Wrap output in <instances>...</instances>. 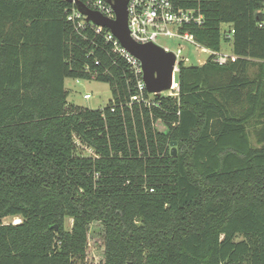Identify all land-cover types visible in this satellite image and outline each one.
Masks as SVG:
<instances>
[{
    "label": "trees",
    "instance_id": "1",
    "mask_svg": "<svg viewBox=\"0 0 264 264\" xmlns=\"http://www.w3.org/2000/svg\"><path fill=\"white\" fill-rule=\"evenodd\" d=\"M178 4L203 13L188 27L201 46L231 56L180 63L178 94L146 106L66 0H0V264H83L93 223L102 264H264V0ZM67 77L111 99L69 105Z\"/></svg>",
    "mask_w": 264,
    "mask_h": 264
},
{
    "label": "built area",
    "instance_id": "2",
    "mask_svg": "<svg viewBox=\"0 0 264 264\" xmlns=\"http://www.w3.org/2000/svg\"><path fill=\"white\" fill-rule=\"evenodd\" d=\"M67 2L69 5L64 9L65 17L71 23L74 30L84 38H87L86 30H90L94 36H100L110 45L111 51L127 63L135 78L134 92L130 95V100L143 102L146 106L156 104L153 101L156 93H149L146 89L139 59L121 45L118 38L109 28L87 20L86 15L77 6V3L80 2L85 8L96 11L108 19H114L115 12L111 3L107 0H71ZM202 21L203 13L200 11V8L181 6L178 4V0H127V24L132 39L139 43H154L165 51L175 54L176 60L172 84L167 90L169 96H176L178 94L179 64H189L188 57L184 53V46L186 44L194 48L199 47L201 52L208 53L214 61L220 64L224 63L231 56L227 52L213 51L205 48L195 40L188 27L190 25L201 24ZM233 32V29H231L230 32L225 34L227 37H230ZM160 39L169 43L160 44ZM88 54H92V52ZM94 63L99 64V61L95 59ZM85 71L90 72L91 77H94L95 71L91 72L90 68H86ZM163 92L159 95L163 94ZM90 96L89 93L85 94V98H89ZM158 123L154 124L156 128Z\"/></svg>",
    "mask_w": 264,
    "mask_h": 264
},
{
    "label": "water",
    "instance_id": "3",
    "mask_svg": "<svg viewBox=\"0 0 264 264\" xmlns=\"http://www.w3.org/2000/svg\"><path fill=\"white\" fill-rule=\"evenodd\" d=\"M107 1L111 3L114 9V19H108L96 11L87 9L80 2L77 3V6L86 15L87 20L109 28L118 38L121 45L139 59L143 71V81L149 93L159 95L161 92L167 91L172 84L173 69L176 60L175 54L170 51H165L154 43H139L133 40L129 34L127 24V0ZM172 144L174 145L175 142H172ZM171 152L172 154L176 153L174 147H172ZM54 227L57 228L56 225Z\"/></svg>",
    "mask_w": 264,
    "mask_h": 264
},
{
    "label": "rangeland",
    "instance_id": "4",
    "mask_svg": "<svg viewBox=\"0 0 264 264\" xmlns=\"http://www.w3.org/2000/svg\"><path fill=\"white\" fill-rule=\"evenodd\" d=\"M160 44L169 43L163 39L159 40ZM184 49L185 56L188 57V61L191 64H202L208 56V53H203L200 48H194L193 46L186 44ZM222 52L229 53L231 50V43L222 41ZM254 68H250V72H253ZM64 86L67 90V103L69 105H74L78 107H85L89 109L102 108L111 99V90L107 82L99 81L96 79H76L72 77H67L64 79ZM89 93L91 96L85 98V94ZM163 95H169V92H163ZM159 130H164L165 126L162 123L157 124ZM172 147H174L177 152V143L169 146V151L171 152ZM78 151L84 156L94 155V151L90 147L78 144ZM7 218V219H6ZM4 222H19L20 217H6ZM17 218V219H16ZM73 223V219L70 217L65 218V228L70 229ZM100 227L93 223L91 225V230L89 234L88 244L86 247V252L82 258L83 264H102V255L104 251V245L99 233Z\"/></svg>",
    "mask_w": 264,
    "mask_h": 264
},
{
    "label": "bare ground",
    "instance_id": "5",
    "mask_svg": "<svg viewBox=\"0 0 264 264\" xmlns=\"http://www.w3.org/2000/svg\"><path fill=\"white\" fill-rule=\"evenodd\" d=\"M6 219H7V218H6ZM6 219H5V220H6ZM16 219H17V218H16Z\"/></svg>",
    "mask_w": 264,
    "mask_h": 264
}]
</instances>
